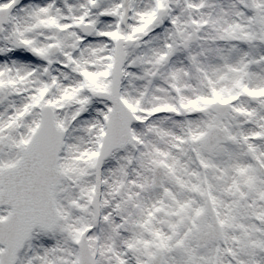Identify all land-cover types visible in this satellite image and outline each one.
Instances as JSON below:
<instances>
[{
  "label": "snow or ice",
  "instance_id": "snow-or-ice-1",
  "mask_svg": "<svg viewBox=\"0 0 264 264\" xmlns=\"http://www.w3.org/2000/svg\"><path fill=\"white\" fill-rule=\"evenodd\" d=\"M0 264H264V0H0Z\"/></svg>",
  "mask_w": 264,
  "mask_h": 264
}]
</instances>
